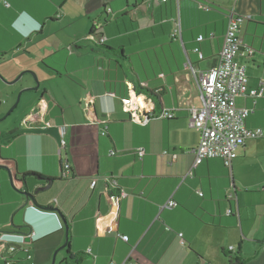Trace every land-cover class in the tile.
Instances as JSON below:
<instances>
[{
    "label": "crops",
    "instance_id": "obj_1",
    "mask_svg": "<svg viewBox=\"0 0 264 264\" xmlns=\"http://www.w3.org/2000/svg\"><path fill=\"white\" fill-rule=\"evenodd\" d=\"M7 1L10 8L0 0V74L10 82L34 70L31 60L42 62L46 77L38 91L24 93L15 115L24 121L42 98L52 127L24 134L17 122L0 126V166L11 170L16 189L34 195L32 211L48 213L46 225L33 229L24 215L27 199L0 169V238L31 227V241L18 247L27 256L8 257L2 244L0 264H7L4 257L13 264H264V138L249 140L231 169L215 159L194 168L200 133L190 126L189 110L201 104L185 70L188 62L202 71L216 65L234 9L251 17L239 33L256 52L246 62L249 90L264 86V0L233 7L231 0ZM97 30L111 50L87 40ZM7 62L13 63L3 67ZM125 99L149 122L134 120ZM236 102L254 110L248 129H264V97ZM5 104L0 118L12 106ZM172 109L175 118H159ZM171 199L177 206L162 210Z\"/></svg>",
    "mask_w": 264,
    "mask_h": 264
},
{
    "label": "built area",
    "instance_id": "obj_2",
    "mask_svg": "<svg viewBox=\"0 0 264 264\" xmlns=\"http://www.w3.org/2000/svg\"><path fill=\"white\" fill-rule=\"evenodd\" d=\"M171 0H155L157 4H166ZM6 8L11 5L7 0H1ZM235 3L238 0H234ZM207 10L208 8H203ZM250 16H240L233 9L228 15V24L224 36V43L218 55L217 63L214 67L207 71H202L194 67L190 62L185 64V70L190 77L195 81L200 100V108H191L190 126L200 133V140L197 148L192 152L195 155L194 168L201 165L205 160H221L225 167L231 169L234 160L238 157V152L246 145L249 140H259L264 138V129L250 130L246 126L247 119L254 113L252 109L239 108L237 106V98L248 96L251 98H263V84L257 90H249V78L247 76L246 62L251 61L255 55V50L244 45L243 40L239 36L241 26L245 21H249ZM181 34L180 27L176 29L175 36ZM87 40L92 44L102 46L108 41V38L99 30L91 32L87 36ZM204 38L200 37L199 41ZM199 54L200 60L204 57L199 49L195 50ZM244 60L245 64L241 61ZM139 99V98H138ZM137 99V100H138ZM124 110L131 113L134 120L141 124L148 123L150 116L146 115L143 120L133 110L131 99H125ZM138 108L142 107L138 105ZM85 109L91 108L90 103ZM178 109L165 110L159 116L160 119L175 118V111ZM47 107L43 101L28 115L23 121L25 127L41 126L44 130L51 128V124L45 122ZM107 128H104L105 133ZM62 147L65 146L64 136L65 127L60 128ZM140 159L145 156V150H137ZM111 155H115L114 152ZM67 169L69 166L66 167ZM63 176L67 173L63 170ZM112 188H118V183L112 178L109 179ZM97 185V181L93 180L91 189ZM126 196L125 194H123ZM202 195V194H201ZM177 206L174 200H169L162 208L173 209ZM231 212L228 211V215ZM62 227V226H61ZM171 231V228H167ZM181 244L184 245L183 234L178 235ZM31 238L30 235L18 233H6L0 238V249L2 244L8 245V254L12 255L17 251L20 245L26 244V239ZM123 241L128 242V237L121 236ZM23 249V248H21ZM24 250V249H23ZM233 250V248H231ZM26 253L28 250L25 249ZM31 259V256L28 257ZM8 260V259H4ZM7 264H13L12 260L7 261ZM111 264H116L112 262ZM132 264V263H128Z\"/></svg>",
    "mask_w": 264,
    "mask_h": 264
},
{
    "label": "rangeland",
    "instance_id": "obj_3",
    "mask_svg": "<svg viewBox=\"0 0 264 264\" xmlns=\"http://www.w3.org/2000/svg\"><path fill=\"white\" fill-rule=\"evenodd\" d=\"M235 5V2H234V0H231V7H233ZM37 49L38 48H35L34 47V49H32V51H34V52H36L37 51ZM12 55V54H11ZM10 54H8V55H6V56H3V58H13V56H11ZM8 59V60H9ZM3 60V59H2ZM11 63H13V62H7L6 63V65H3V67H7L9 64H11ZM135 65H137L136 63H135ZM31 66H33V68H34V70H31L30 72H31V74H24L23 75V77L20 79V80H18L17 82H15L24 72H22L21 74H17V75H14V78H13V80L12 81H8V80H6L4 77V75L3 74H0V87H3V85L4 86H8V88L10 89V90H12L8 95H6V94H3L2 92H0V101H4V102H6V106L7 105H12L11 107H10V109L14 106V104L17 102V99H18V97H19V94L24 90H22V86H24L25 84H26V82H29V84H31V85H35L34 87H36V85H37V82H39V84L41 83V81L46 77L44 74H43V72H44V69H43V64H42V62L40 61V60H38V59H36V60H31ZM11 67V66H10ZM9 67V68H10ZM70 67V70L71 71H73V69H74V65H70L69 66ZM1 69V68H0ZM41 73V74H39V73ZM33 74H35L36 75V78L33 76ZM73 74H75L74 72H73ZM1 76H4L3 78L1 77ZM15 82V83H14ZM7 88V87H6ZM29 92H27L26 94H28ZM24 95V94H23ZM23 95H22V97H23ZM22 97H21V100H22ZM20 103L21 104H19L20 105V107L19 108H21L22 107V102L20 101ZM5 106V107H6ZM10 109H8L6 112H5V114L4 115H6L8 112H9V110ZM16 112V111H15ZM14 112V113H15ZM18 112V111H17ZM12 114L10 117H8L5 121H3V122H1L0 123V126H9V125H11L12 127H14V126H16V122H17V126H18V130L19 131H22L24 134H31V128H28V127H25L23 124V119H24V117H21L20 118V116H21V114L20 113H17V115H15V114ZM4 117V116H3ZM20 118V119H19ZM19 119V120H18ZM11 123V124H10ZM21 127V128H20ZM13 129V128H12ZM13 132H16V130H12V132L11 133H13ZM4 140H6L7 138H9V133H6V135L5 136H3L2 137ZM6 142H7V140H6ZM10 185H11V187H12V189H14L13 188V185H12V181L10 180ZM18 255L19 256H21V257H24V256H27V254L24 252V253H18ZM22 264H28L27 262H23Z\"/></svg>",
    "mask_w": 264,
    "mask_h": 264
},
{
    "label": "water",
    "instance_id": "obj_4",
    "mask_svg": "<svg viewBox=\"0 0 264 264\" xmlns=\"http://www.w3.org/2000/svg\"><path fill=\"white\" fill-rule=\"evenodd\" d=\"M26 73L31 74V72H25L15 82L20 80L23 77V75L26 74ZM33 76L36 78L35 74H33ZM39 88H40V84H39V82H37L36 87L28 88V89L23 90L19 94L17 102L14 104V106L9 110V112L4 117L0 118V123L5 121L15 111V109H17L18 105L20 104L21 97H22V95L24 93H26V92H34V91H37ZM43 104L46 106L45 101H43ZM34 127H39L41 129H43L41 126H32L31 129L34 128ZM0 169H4V170H6L8 172L10 180L12 181V185H13L14 190L17 191L19 194H21L23 197H25V199H27V204L23 206V208L25 210L24 215H25V218H27L29 221H31L33 223V227L32 228L35 229V230H39V229L43 228L46 225L47 218H48L47 217L48 213H46L45 211H40V210L37 211V212L36 211H32L31 207H28V203H29V201H32L33 204H37V202L35 201L34 195L29 193V192H26L24 190L16 189V187L14 186V178L12 176L11 170L8 167L0 166ZM61 175H63V170L61 172ZM45 210L46 211H50L51 209H45ZM66 230H67V237H68V228H66ZM30 241H31V238H27L26 239V242H30ZM64 248H66V246L62 247L61 249H64Z\"/></svg>",
    "mask_w": 264,
    "mask_h": 264
},
{
    "label": "trees",
    "instance_id": "obj_5",
    "mask_svg": "<svg viewBox=\"0 0 264 264\" xmlns=\"http://www.w3.org/2000/svg\"><path fill=\"white\" fill-rule=\"evenodd\" d=\"M102 47H104V48H107V49H109V50H111L110 48H108V47H106L105 45H102ZM7 54H4V56H6ZM0 59H2V57H0ZM39 90V89H38ZM37 90V91H38ZM35 92V91H34ZM27 93V92H26ZM30 93V92H29ZM23 98V97H22ZM40 101H44L42 98L38 101V103L40 102ZM21 102H22V100H21ZM21 104V103H20ZM19 107H20V105H18V107H17V109H15V111L17 112L18 111V109H19ZM14 111V112H15ZM13 112V113H14ZM15 112V113H16ZM12 113V114H13ZM14 113V114H15ZM11 114V115H12ZM10 115V116H11ZM9 116V117H10ZM13 133H15V132H13ZM49 181H51V180H49ZM114 224V223H113ZM112 228L114 229V225H112ZM15 233H18V234H23V235H31L30 233H31V227H29V226H25V227H21V228H18L17 230H15ZM17 251H21V252H25L26 253V251L25 250H23V249H20V250H18L17 249ZM16 251V252H17ZM16 252H14L12 255H14ZM8 257H10L11 255H7ZM4 259H8V260H5V262H7V261H9L10 259L9 258H7V257H4ZM232 264H241L239 261H238V259H234V262H232Z\"/></svg>",
    "mask_w": 264,
    "mask_h": 264
},
{
    "label": "flooded vegetation",
    "instance_id": "obj_6",
    "mask_svg": "<svg viewBox=\"0 0 264 264\" xmlns=\"http://www.w3.org/2000/svg\"><path fill=\"white\" fill-rule=\"evenodd\" d=\"M42 101H40L39 103H38V105L41 103ZM15 181V180H14Z\"/></svg>",
    "mask_w": 264,
    "mask_h": 264
}]
</instances>
